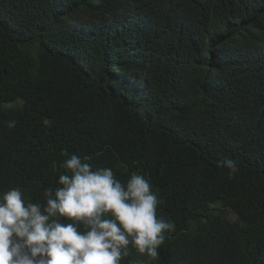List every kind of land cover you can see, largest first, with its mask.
<instances>
[{
    "label": "trees",
    "instance_id": "obj_1",
    "mask_svg": "<svg viewBox=\"0 0 264 264\" xmlns=\"http://www.w3.org/2000/svg\"><path fill=\"white\" fill-rule=\"evenodd\" d=\"M65 151L175 224L121 264H264V0H0V193L41 201Z\"/></svg>",
    "mask_w": 264,
    "mask_h": 264
},
{
    "label": "clouds",
    "instance_id": "obj_2",
    "mask_svg": "<svg viewBox=\"0 0 264 264\" xmlns=\"http://www.w3.org/2000/svg\"><path fill=\"white\" fill-rule=\"evenodd\" d=\"M62 155L63 174L41 201H28L19 187L0 193V264H121L129 245L157 258L175 224L157 218L149 181L133 172L123 183L110 167ZM221 166L230 177L239 171L233 159Z\"/></svg>",
    "mask_w": 264,
    "mask_h": 264
},
{
    "label": "rangeland",
    "instance_id": "obj_3",
    "mask_svg": "<svg viewBox=\"0 0 264 264\" xmlns=\"http://www.w3.org/2000/svg\"><path fill=\"white\" fill-rule=\"evenodd\" d=\"M12 106H19V104H14ZM230 220L233 221V222H242V217L239 215V214H235V213H231L230 214Z\"/></svg>",
    "mask_w": 264,
    "mask_h": 264
}]
</instances>
